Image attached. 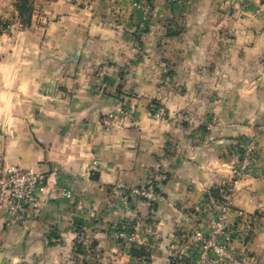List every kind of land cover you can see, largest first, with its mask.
Returning <instances> with one entry per match:
<instances>
[{
	"label": "crops",
	"instance_id": "1",
	"mask_svg": "<svg viewBox=\"0 0 264 264\" xmlns=\"http://www.w3.org/2000/svg\"><path fill=\"white\" fill-rule=\"evenodd\" d=\"M137 1L51 0L29 25L0 7V179L47 174L23 222L0 207V264H140L114 234L136 215L149 264H264V0H152L146 18ZM243 139L254 159L232 183ZM150 181L159 204L123 201ZM212 188L253 236L201 263L186 237L213 228Z\"/></svg>",
	"mask_w": 264,
	"mask_h": 264
},
{
	"label": "built area",
	"instance_id": "2",
	"mask_svg": "<svg viewBox=\"0 0 264 264\" xmlns=\"http://www.w3.org/2000/svg\"><path fill=\"white\" fill-rule=\"evenodd\" d=\"M166 1L176 4L180 3L181 0ZM151 3L152 0L137 1V4L141 7L144 13V18L147 17ZM151 110L152 112H158L157 104H153ZM129 114V109L123 106L117 111L109 113L106 116V122L111 123L115 117ZM241 146L242 156L243 158L245 156L248 164L246 167L241 168L240 172L235 171V174L244 177L248 175L251 170V163L254 159V143L247 139L243 141ZM46 180L47 174L34 168H27L20 165H12L7 168L6 172L0 179V207L6 209L11 222H23L30 211L39 210L41 207L40 195L45 188ZM147 185L149 186L134 187L130 194L127 193L123 196V201L128 203L132 196L141 197L151 205H156L163 201V194L158 189L157 185L154 184L153 181H150ZM212 201L216 203V200L212 199ZM231 204L230 199H226L222 205L220 204L223 207V214H220L215 218L216 232L213 235L207 237L202 230L197 229L195 231L196 238L201 241V263L208 259V253L211 249L221 250L223 253H226L229 245L232 243L235 232L228 229L226 225L224 226V223L221 221L224 213L230 212ZM133 237L136 236L133 235ZM218 237H222L220 242L218 241Z\"/></svg>",
	"mask_w": 264,
	"mask_h": 264
},
{
	"label": "rangeland",
	"instance_id": "3",
	"mask_svg": "<svg viewBox=\"0 0 264 264\" xmlns=\"http://www.w3.org/2000/svg\"><path fill=\"white\" fill-rule=\"evenodd\" d=\"M47 1H51V0H0V7L1 8H10L12 7L13 9L17 10L19 12V8H23V14L21 15L19 13L18 18L20 19V22L23 25H29L31 24L34 15L36 16L38 14V12L41 11V9L43 8V4ZM7 13H9V11H6ZM13 18L14 16L7 14V16L0 10V34H2L3 32L10 30L13 26ZM246 139H243L242 141H239L238 143V152L236 153V159H237V163L235 168H233L232 174V180L231 182H236L238 180H240L242 177L238 176L235 174V171H239L241 168L246 167V165L248 164V161L246 160L245 156L243 158L242 156V144L243 141H245ZM249 140V139H248ZM252 141V140H251ZM255 151V145H254V149L253 152ZM254 156V154H253ZM144 187H147L149 185H143ZM221 192V190H220ZM220 195H222V192L220 193ZM223 200H217L215 198L212 197V199L216 200V203H214L212 201V199H210L209 202V207H208V214L211 215V218L213 220V228L211 229H207L206 231L199 225V223H194L193 226L190 228V230L188 231L190 234L187 235L186 240H187V244L188 246L194 247L196 249L198 258L197 260H201V241L198 240L196 238V233L195 231L198 230H202L205 235L207 237H210L211 235H213L216 232V223H215V218H217L220 214L222 215V211H223V207L221 206L223 204V202L227 199V197H225L224 195H222ZM140 200H144L146 202L145 199L139 197ZM147 204L150 207H153L155 205H151L150 203L147 202ZM216 204V205H215ZM221 204V205H220ZM231 211V209H230ZM134 219V220H132ZM130 221L129 225H126L125 227H120L117 228L115 231V237L117 238V240L119 241V243L124 244L126 246H129L131 249L133 248H139L141 247V245L139 246V244L141 243V240L145 239V237H143L142 235L139 234L140 232V224L143 220V218L139 215H136L135 218H132ZM224 223V226L226 225V227L232 231L235 232L234 235V239L232 241V243L238 239L241 238L244 241H247V239L251 236H253V229L251 227V225H247V227H243V223L241 224V221L238 220H233V218H230V214L229 212L224 213L223 219L221 220ZM234 221V222H233ZM251 224V223H250ZM123 234V235H122ZM133 235H135L136 237H133ZM222 240V237H218V241L220 242ZM230 246V245H229ZM143 248H147L146 246ZM148 251V255H144V256H140L139 258H141L140 260V264H149L150 263V253H149V249H147ZM179 259V260H178ZM195 259V261H197ZM197 261V262H199ZM201 262V261H200ZM173 264H185L183 262V257H179V256H175V258L173 259Z\"/></svg>",
	"mask_w": 264,
	"mask_h": 264
},
{
	"label": "trees",
	"instance_id": "4",
	"mask_svg": "<svg viewBox=\"0 0 264 264\" xmlns=\"http://www.w3.org/2000/svg\"><path fill=\"white\" fill-rule=\"evenodd\" d=\"M24 9L19 8V13L22 15ZM220 188H212L209 190L208 198H215L217 200H223L222 195H220ZM156 206V205H155ZM252 239V236L247 239V241H250ZM81 247V244L78 243V248ZM133 254L137 255L138 257L148 255L147 248L139 247V248H133L132 249Z\"/></svg>",
	"mask_w": 264,
	"mask_h": 264
}]
</instances>
